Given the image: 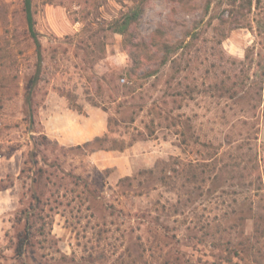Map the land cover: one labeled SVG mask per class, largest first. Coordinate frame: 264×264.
Here are the masks:
<instances>
[{"label":"rangeland","instance_id":"1","mask_svg":"<svg viewBox=\"0 0 264 264\" xmlns=\"http://www.w3.org/2000/svg\"><path fill=\"white\" fill-rule=\"evenodd\" d=\"M130 4L36 0L43 62L31 132L24 91L37 56L23 0H0V179L10 184L0 195V264H264V0H151L141 39L163 29L156 46L140 40L136 72L123 36L108 28ZM221 79L238 88L244 79L252 98L204 90ZM194 83L193 98L177 95ZM63 93L76 94L82 111ZM40 133L66 147L108 140L91 154L42 148L53 173L43 179L49 240L20 260L12 220L29 195L25 162ZM106 168V178L96 173Z\"/></svg>","mask_w":264,"mask_h":264},{"label":"trees","instance_id":"2","mask_svg":"<svg viewBox=\"0 0 264 264\" xmlns=\"http://www.w3.org/2000/svg\"><path fill=\"white\" fill-rule=\"evenodd\" d=\"M119 2H125L127 0H117ZM131 2L130 6H127V9L124 10L118 17L110 20L108 22V28L115 33H119L123 36V43L125 49L128 50L131 59L133 61L132 68L136 72L141 67V59L138 54V48L141 44L144 43L147 45L148 43L151 45H158L157 35L162 31V27H159L153 37L151 42H147L145 39H141L140 36V25L142 22L143 15L145 14L147 7L151 0H128ZM253 0H248L250 4H252ZM48 2H52V0H48ZM36 0H23V12L26 19L27 29L26 33L29 39L32 41L35 53L37 56L36 69L28 78L25 84L24 91V103L26 107V119L30 122V131L37 132L36 130V112H37V100L36 93L41 80V68L43 62L42 56V43L40 40V33L36 28L37 19H36ZM222 22L228 21L224 17H220ZM233 29V27H231ZM223 37H228L227 34H223ZM140 40L141 44H140ZM193 40L195 37L186 43V48L189 52H191L193 48ZM167 52H169L170 45L166 43ZM168 59V55L164 57V62ZM181 64V63H180ZM191 68V59L185 63L183 66V70L186 71ZM180 66L177 67L178 71L182 70ZM174 80V75H172L167 80V91H165L164 101L168 103V99L166 98L169 94V90L172 88V82ZM239 81H233L232 84H228L226 79H221L212 84H208L204 90H206L211 96H219L224 97L228 96L232 99H243V98H252V95L248 94L245 91L246 81L242 80V87H236ZM244 89L245 94L240 95V89ZM201 92L199 85L196 83L187 84L186 88L178 91L177 95L182 98H193L195 93ZM63 95L67 96L71 103V108L82 111V106L77 103V95L74 93H63ZM87 99L94 106L102 107V105L94 99L93 96L88 95ZM256 106V103L253 104ZM104 110L106 108L103 107ZM111 118L108 119V124L110 125ZM140 138L133 136L132 139L128 143H121L119 147H114V149L124 150L130 146H132L137 140ZM108 140L107 135H96L90 140L84 141L83 143L66 147L59 143L56 139H51L47 134L40 133L37 138L34 140V147L30 151L29 158L25 162V164H30L27 167V176L30 179V183L28 184V192L29 195L27 197L21 198V209L17 211L15 214L12 225L16 229V233L14 237L11 238L12 247L14 248V253L16 258L23 260L25 254L29 247H33L35 245H41V247L46 246V242H48L49 238L47 235V224L49 223V213L47 211L48 206H50V197L46 196V192L43 184V179H51L53 173L50 172L47 168L41 166V158L44 162L48 159L42 153V148H50L49 146H53V148H60L62 150H74L79 149L83 150L85 153L91 154L100 149H103L102 144L104 141ZM56 163V161H55ZM54 164V163H53ZM57 167H60L57 165ZM23 172H26V167L23 168ZM112 168H106L104 170L96 169V173L99 174L102 178H106ZM148 171L153 172V169L150 168ZM80 181L83 185V189L86 192H90L91 194H97L98 186H96V182L94 179H89L80 176ZM133 176H125L121 180L122 182L130 183ZM131 184V183H130ZM10 188V184L6 183L5 178L0 179V192L5 191ZM27 192V193H28ZM51 208V207H50ZM236 253L240 254L241 251L236 249Z\"/></svg>","mask_w":264,"mask_h":264},{"label":"crops","instance_id":"3","mask_svg":"<svg viewBox=\"0 0 264 264\" xmlns=\"http://www.w3.org/2000/svg\"><path fill=\"white\" fill-rule=\"evenodd\" d=\"M1 176H2V174H1V172H0V177H1ZM8 191H9L8 189L5 190V191H1V192H0V195L3 194L2 196H5V195L7 194Z\"/></svg>","mask_w":264,"mask_h":264}]
</instances>
